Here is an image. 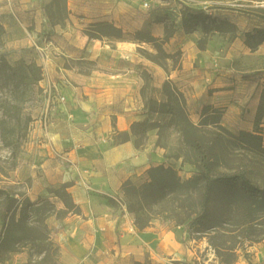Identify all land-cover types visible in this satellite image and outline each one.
Here are the masks:
<instances>
[{"label":"crops","instance_id":"1","mask_svg":"<svg viewBox=\"0 0 264 264\" xmlns=\"http://www.w3.org/2000/svg\"><path fill=\"white\" fill-rule=\"evenodd\" d=\"M8 1L0 0L1 24L9 39L6 48L16 49L20 59L27 46L32 47L42 56L38 62L47 78L63 83L57 95H64V102H58L55 94L36 121L25 161H29L26 168L33 184L23 195L36 200L46 186L70 184L68 191L81 212L63 219L64 231L57 239L58 264H166L171 258L189 259L181 243L182 231L141 229L121 201L123 184L140 180L159 163L152 139L138 146L132 136L119 138L151 116L142 71L153 75L155 88L174 81L188 105L198 111L210 105L223 110V120L234 128H246L243 108L245 118L254 123L264 83L239 81L230 72L209 73L223 66L219 52L213 46L196 47L195 37L184 29L183 38L191 45L176 72L144 60L135 37L140 14L133 6L138 0L130 4L126 0H67L61 19L51 14L53 0ZM105 21L120 28L122 36L90 38L85 32L89 24ZM72 60L95 61L97 68L83 73L64 64ZM44 116L51 119L46 129L41 123ZM262 121L259 126L264 133ZM24 171L23 167L17 174L23 177Z\"/></svg>","mask_w":264,"mask_h":264},{"label":"rangeland","instance_id":"2","mask_svg":"<svg viewBox=\"0 0 264 264\" xmlns=\"http://www.w3.org/2000/svg\"><path fill=\"white\" fill-rule=\"evenodd\" d=\"M6 1L8 4L9 1ZM132 1L126 0V3L130 4ZM66 2L67 0H53L51 14L58 19L64 18ZM185 6L204 9L209 15L218 12L227 14V16L216 14L215 17L218 18L217 21H229V24L223 25V31L206 33L203 29H197L190 33L195 37L196 47L203 49L213 46L219 52L217 57L223 66H216L209 73L221 75L230 72L239 81L260 80L264 83V41L258 44L260 37L246 36L247 32L255 33L256 29L264 30V0H138L133 7L140 14L139 19H136L139 27L135 32L140 57L157 63L167 72H176L181 67L183 57L189 48L187 45L188 43L191 45L190 41L183 38L182 14ZM124 20L129 24L126 18ZM92 24L85 28L86 33ZM93 35L95 37L92 38H119L115 30L109 28H98ZM151 37L157 40L150 41ZM262 37L264 38V34ZM7 42L9 39L0 19V119L6 120L8 126L14 129V132L8 135V139L1 137L0 130V264H42L45 261L44 253L32 244L22 246L25 237L31 233L37 235L38 232L24 233L15 224L22 214V205L26 199L23 197L25 189L31 188L33 184V178L26 168L29 161H25L30 152V140L33 138L36 121L40 118L41 110L52 104L54 95L59 93L63 83L58 81L59 79L47 78L45 67L38 62V59L42 58L39 52H34L32 47L27 46L25 57L16 59V49H7ZM248 43L257 46L252 49ZM5 61L12 67H8ZM32 62L37 64L39 70L31 71L26 68L25 63ZM64 64L74 66L83 73L97 68L95 61L91 60H72ZM39 76V80H34ZM142 76L145 79L144 93L147 103L152 101V106L158 112L151 113L148 121L152 124H148L145 131L136 127L131 132L139 146L145 145L150 139L154 141L159 154L157 165L163 164L174 168L179 178L185 182L196 175L197 163L206 160L212 162L211 173L217 175L242 173L254 184L264 186V153L253 147L249 141L250 136L245 134L253 133L251 130H259V124L263 123L264 116L260 123L254 121L252 124L251 120L245 118L247 113L243 108L241 118L243 122L247 121L246 128H234L223 120V110L210 105L198 111L199 108L196 106L188 105L184 92L174 81L155 88L153 75L148 70L144 69ZM258 86L259 84L256 87ZM59 94L57 100L61 102L58 99L61 96ZM44 118L48 119L50 126V117L44 116L41 121ZM23 167L24 175L20 177L17 171L20 173ZM148 179L147 172L140 180L130 181L139 186ZM21 180L25 182L21 183ZM58 187L46 186L45 190L38 194V199L30 200L36 202L41 198H49L55 202L58 212L65 207L62 200L53 196L52 190ZM6 193L9 195L11 193L15 201L4 217L2 213L6 209ZM190 193L192 198L187 203H193L197 209L200 192L190 190ZM121 199L135 221V214L130 211L127 203L136 197L122 191ZM239 199L235 198L236 209L233 208L232 211L224 209L225 195L216 189L212 194V204H217V221L227 219L235 222V225L230 227H237L236 220L239 217L234 212L239 211ZM170 203L171 201L168 205ZM163 206H167L166 201L158 203L154 208L159 211ZM144 207L149 208L146 204ZM153 213L150 227L182 231L181 243L183 249L189 253V259L171 258L167 259L166 264H264V224H261L264 218L256 221L257 223L240 226L235 232L218 231L200 235L194 231L191 220L175 225L173 220L162 216L161 211ZM70 214L73 213L68 215ZM43 216H49L47 224L52 241L55 248L57 245L59 247L57 239L64 231L63 219L67 216H59L55 210ZM257 216H264V212ZM244 233L249 235L252 241L243 238ZM211 236L214 242H225L224 247L230 249L223 248L218 252L211 242ZM14 246L19 247L18 250L12 251ZM52 252L51 250L49 253L48 263L57 260V256Z\"/></svg>","mask_w":264,"mask_h":264},{"label":"trees","instance_id":"3","mask_svg":"<svg viewBox=\"0 0 264 264\" xmlns=\"http://www.w3.org/2000/svg\"><path fill=\"white\" fill-rule=\"evenodd\" d=\"M218 18L209 15L204 9H195L188 6L184 7L182 14V24L185 33H192L197 29H203L204 32H214L223 31L224 24H229L228 20L217 21ZM87 30L89 36L95 37L93 32H97L98 28H109L115 30L116 34L121 37L122 30L114 26L110 22H98L93 23ZM97 28V30L95 29ZM264 34L263 29H256L255 33L247 32L246 36L260 37L259 43L264 41L262 35ZM121 35V36H120ZM157 40L155 37L149 39ZM252 49H255L257 45H252L248 43ZM8 67H12L10 63L5 61ZM26 68L31 71L39 70L36 63H25ZM39 77L34 78V80H39ZM149 109L151 112H158L153 106L152 101L148 102ZM208 110V108L206 109ZM171 112V111H170ZM264 116V92L261 97V103L259 105L256 123H260ZM148 124L152 122L145 120L132 125L131 131L134 128H139L141 131H145ZM0 130L1 137L3 139H8V135L14 132V129L9 127L6 120L0 119ZM259 133V134H257ZM250 136V143L253 147H257L260 151L264 153V133L257 130L256 133H245ZM125 135V136H124ZM123 136V137H122ZM132 136L131 133H124L121 138L129 139ZM120 138V136H119ZM137 143V142H136ZM138 145V144H137ZM139 146V145H138ZM208 160V159H207ZM205 161V162H204ZM203 162L197 163L198 171L196 175L183 182L176 170L172 167H166L165 165H155L148 169V181L137 186L133 184L130 180H127L123 186L122 191L124 194L130 195L131 197H136L135 200H130L128 208L131 212L135 214V224L141 228L145 229L150 227L153 221V212L161 211L162 216L169 218L174 221L175 225H181L189 220L192 221L194 231L200 235L210 234L211 232L223 231L225 233L235 232L240 226L251 225L253 222L262 220L264 216H257L260 212H264V186H259L254 184L242 173L234 174H214L212 172V162L204 160ZM70 184L66 183L58 188L52 190L53 196L59 198L64 203V208L56 210L55 202H52L49 198L39 199V201L33 202L29 198H26L22 205V214L20 219L16 222V226L26 232H38L37 235H31L25 237L24 245L27 246L32 244L36 249H39L45 254L44 262L42 264H58L59 261V247L55 248L52 241L51 232L47 224V219L49 216H43L51 210H55L56 213L62 217L67 216L69 213L79 214L81 209L74 202L71 193L68 191ZM221 190L225 195V202L223 204L224 209H236L235 198L239 197L240 206L239 211L234 213L238 214L239 219L236 220L237 227L232 228L235 222H230L226 220L217 221L218 215H216L217 204H212V194L215 190ZM183 190H186L185 192ZM190 190L200 192V200L198 202V207L194 206L193 203H187V201L192 198V193ZM15 198L6 193V209L2 213L5 217L9 211ZM166 201L167 206H163L161 210L157 211L154 206L158 203ZM169 201L171 203L168 205ZM144 204L148 205L149 208L144 207ZM215 206V207H214ZM257 223V222H256ZM264 224V222H261ZM249 227V226H248ZM247 233V231H245ZM243 234L242 237L250 240L249 235ZM214 248L220 252L223 248L230 249V247H224L225 242L216 243L213 241V237H210ZM19 247H13L12 251L18 250ZM57 256V260L54 263H48V258L50 257V251ZM135 264H144L142 262H135Z\"/></svg>","mask_w":264,"mask_h":264},{"label":"built area","instance_id":"4","mask_svg":"<svg viewBox=\"0 0 264 264\" xmlns=\"http://www.w3.org/2000/svg\"><path fill=\"white\" fill-rule=\"evenodd\" d=\"M58 99L61 101L60 103H62V101L65 100V97H64V95H61ZM42 124H43L44 129L48 128V126H49L48 119L44 118L43 121H42Z\"/></svg>","mask_w":264,"mask_h":264}]
</instances>
